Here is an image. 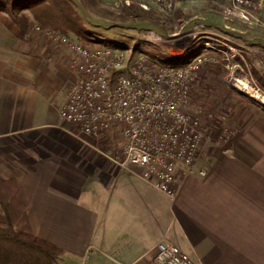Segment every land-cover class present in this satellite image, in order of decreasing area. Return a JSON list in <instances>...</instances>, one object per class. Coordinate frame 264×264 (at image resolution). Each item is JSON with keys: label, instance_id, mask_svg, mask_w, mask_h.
<instances>
[{"label": "crops", "instance_id": "crops-1", "mask_svg": "<svg viewBox=\"0 0 264 264\" xmlns=\"http://www.w3.org/2000/svg\"><path fill=\"white\" fill-rule=\"evenodd\" d=\"M70 57L34 28L20 38L0 24V187L21 198L35 235L64 251L61 264H158L164 239L194 264H264V104L252 120L234 118L228 143L209 121L213 139L195 174H178L173 201L138 167L124 170L98 151L117 152L114 136L84 141L60 118L74 82ZM212 90L203 100L221 108Z\"/></svg>", "mask_w": 264, "mask_h": 264}, {"label": "built area", "instance_id": "built-area-1", "mask_svg": "<svg viewBox=\"0 0 264 264\" xmlns=\"http://www.w3.org/2000/svg\"><path fill=\"white\" fill-rule=\"evenodd\" d=\"M120 1L123 5L131 4V0ZM147 1L171 14L180 4L195 0ZM212 1L225 4L224 12L228 17L264 27V0ZM33 28L36 33H43L57 46L65 48L71 56L69 67L74 82L59 109L60 118L73 123L77 135L84 141L85 138L114 136L119 146L117 152L98 151L124 170L138 167L139 177L174 201L178 174L181 170L195 174L213 139L209 121L215 120L216 115L208 112L204 95L198 91L199 75L210 62L209 55L203 52L204 49L197 48V53L185 63L173 61L167 65L150 57L134 58L132 49L128 51L97 41L88 44L53 30H43L38 25ZM205 29L206 26L201 24L196 27L197 31L203 30L198 35L207 41L205 50L222 53L216 33ZM191 35L182 36L173 43L177 51L184 49L180 42ZM193 35L197 37V33ZM142 39L144 43L165 41L154 30L143 34ZM226 46L232 60L237 56L243 60L245 56H251L249 50ZM176 53L170 51L172 56ZM232 133L229 126L220 124L216 134L219 141L228 143ZM198 173L207 175L205 169ZM154 250L158 264H194L187 253L168 240H161Z\"/></svg>", "mask_w": 264, "mask_h": 264}, {"label": "rangeland", "instance_id": "rangeland-1", "mask_svg": "<svg viewBox=\"0 0 264 264\" xmlns=\"http://www.w3.org/2000/svg\"><path fill=\"white\" fill-rule=\"evenodd\" d=\"M75 1L85 23L82 30L85 39L111 46H124L122 48L128 51L132 49L134 58L138 56L152 58L153 56L154 59L167 65L176 61L185 63L189 57L197 53L199 48L204 49L203 52L210 57V62L206 64L210 65V70L208 76L204 73L207 80L204 79V90L201 93L208 95L207 88L210 89L213 86L214 98L222 103L221 108L218 105L212 107L213 102L210 104L207 102L208 98L206 99L208 112L216 115L215 122L233 127V124L237 125L236 122H238L234 118L241 119L248 116L252 120L258 115V110L262 111L261 106L264 101L255 97V94L258 92L264 96V93L257 88V83L252 80L253 76L247 68L243 69L242 65L236 66L238 62H232L233 60L229 57L231 53L227 50L226 44L229 47L249 50L253 65L263 71V26L251 24L236 17H228L224 12L225 4L212 0L184 2L171 14L163 12L147 0H131V4L135 3L138 6L134 16L128 13L120 0ZM143 5L147 7L144 8ZM199 24L205 25L207 28L205 30H213L216 33L218 44L224 47L223 52L219 53L221 57H216L207 49L205 50L207 41L201 39V34L198 35L203 30H196ZM150 30L158 32L165 41L169 42L144 43L142 36ZM194 33H197V37L193 35ZM188 34H192L191 38L180 42L184 44V49L177 51L178 48L173 43H177L179 38ZM69 37L79 41L74 34ZM170 51H176L177 55H170ZM215 53L218 54V52ZM247 66L250 65L247 64ZM237 79L248 81L253 90L243 91L242 87L236 85ZM227 87L233 88V91H228ZM245 95L251 97V101H244Z\"/></svg>", "mask_w": 264, "mask_h": 264}, {"label": "trees", "instance_id": "trees-1", "mask_svg": "<svg viewBox=\"0 0 264 264\" xmlns=\"http://www.w3.org/2000/svg\"><path fill=\"white\" fill-rule=\"evenodd\" d=\"M123 6L129 14L136 15L137 4ZM0 24L20 38L26 37L38 25L43 30L66 36L74 34L84 43V40L95 42L84 37L85 23L75 0H0ZM232 62H238L243 69L247 68V62L251 66L247 70L264 93V73L253 65L251 57L246 56L245 62L237 56ZM63 255L61 248L35 235L21 198L16 197L11 188L0 187V264H61Z\"/></svg>", "mask_w": 264, "mask_h": 264}, {"label": "bare ground", "instance_id": "bare-ground-1", "mask_svg": "<svg viewBox=\"0 0 264 264\" xmlns=\"http://www.w3.org/2000/svg\"><path fill=\"white\" fill-rule=\"evenodd\" d=\"M238 85L241 86L243 88V91H250L253 90L252 86L250 85L249 82L245 81V80H239ZM255 97L261 99L264 101V96L261 95L260 93L257 92V94H255Z\"/></svg>", "mask_w": 264, "mask_h": 264}]
</instances>
